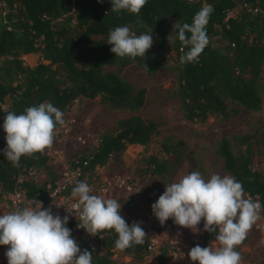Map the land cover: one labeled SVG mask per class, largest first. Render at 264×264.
<instances>
[{
	"label": "trees",
	"instance_id": "1",
	"mask_svg": "<svg viewBox=\"0 0 264 264\" xmlns=\"http://www.w3.org/2000/svg\"><path fill=\"white\" fill-rule=\"evenodd\" d=\"M4 3L6 11L0 17V136L5 139L0 141V196L21 192V208L32 200L50 203L57 174L52 169L53 159L46 153L22 157L16 167L7 161L3 124L9 111L21 114L28 107L49 102L64 114L75 101L99 99L109 109L130 114L118 120L115 130L103 135L91 153L81 154L70 163V168H77L80 175L61 195L71 196L76 183L86 179L89 185L95 169L105 166L112 155L133 145L147 147L159 133L158 124L133 114L143 107L145 90L121 77L120 72L130 65L147 74L168 68L176 81L174 96L182 117L191 123L202 124L209 117L227 121L237 116L240 108L253 112L261 109L264 82L258 79L264 68V0H148L138 16L123 10L112 12L111 0ZM205 5L214 9L206 26L210 43L198 62L181 65L180 57L188 49L181 51L178 27L174 26L191 24ZM234 11L236 14L227 18ZM120 26L137 34L152 33L154 44L147 57H115L107 40L109 31ZM31 54L41 59L33 67L21 59ZM106 67H116L118 71L108 74L104 72ZM256 145L258 142L248 134L223 137L215 153L222 159L225 172L241 182L254 201L259 200L264 218V173L253 168ZM183 146L182 141L164 139L162 148L166 156H177ZM144 163L141 175L163 179L171 173L166 159L150 156ZM39 173L46 175L44 181L35 179ZM93 194L100 195L97 190ZM124 218L129 226L133 224L129 217ZM173 223L170 219L163 225L156 224L155 231L162 233ZM84 232L82 229L79 234ZM101 235L102 239L93 237L91 246L80 235H72L81 251L93 254V264H117L113 259L116 254L138 262L149 255L151 243L146 237L142 245L122 251L115 247L118 236L113 231ZM215 235L205 232L202 246L216 241ZM5 247L0 246V251ZM167 254V249H161L158 264H166ZM259 264H264V259Z\"/></svg>",
	"mask_w": 264,
	"mask_h": 264
},
{
	"label": "clouds",
	"instance_id": "2",
	"mask_svg": "<svg viewBox=\"0 0 264 264\" xmlns=\"http://www.w3.org/2000/svg\"><path fill=\"white\" fill-rule=\"evenodd\" d=\"M147 3L148 0H111V11L123 10L138 16ZM213 11L211 5H205L191 24L174 26L178 27L181 51L188 49L180 57L181 65L198 62L209 45L206 26ZM107 43L115 57L135 60L147 57L154 41L152 33L137 34L120 26L109 31ZM65 124L63 112L49 102L28 107L21 114L9 111L3 124L7 143L4 156L16 167L22 157L44 154L52 148L57 132ZM71 198L75 202L66 208L69 215L63 219L36 200L0 215V246L7 247L8 264H93V254L86 249L81 251L67 227L73 214L77 227L90 236L102 239V233L113 231L118 236L115 247L119 250L145 242L147 235L141 224L128 225L118 200L93 194L86 182L76 183ZM261 209L259 200L248 196L233 176L213 174L205 179L198 171L166 184L164 193L152 205L153 214L162 225L171 219L179 227L198 233L203 221V230L216 234L215 248H191L188 255L193 264H242L237 248L260 219Z\"/></svg>",
	"mask_w": 264,
	"mask_h": 264
},
{
	"label": "rangeland",
	"instance_id": "3",
	"mask_svg": "<svg viewBox=\"0 0 264 264\" xmlns=\"http://www.w3.org/2000/svg\"><path fill=\"white\" fill-rule=\"evenodd\" d=\"M236 12H231V15L234 16ZM2 15L4 13L0 10V17ZM21 59L29 67L41 62L37 54L27 55ZM117 71L116 67L104 68V72L108 74ZM120 74L135 88L145 90L144 105L133 114L158 124L159 133L147 147L133 145L120 154L112 155L105 166L95 169L94 177L89 183V186L91 185V188L97 190L100 195L118 200L122 206L121 215L140 223L147 235L146 238L154 244L149 251L150 254L148 253L143 261H134L123 254H116L113 259L117 264H158L161 249L165 248L168 250L166 257L168 264H193L188 254L196 245L203 247L204 222L199 225L198 233L181 228L175 223L168 226L166 231L157 233L154 225L161 223L154 216L152 205L164 193L166 184L176 182L193 171L200 172L205 179H209L213 174L228 175L222 159L215 153L217 143L223 137L231 138L245 134L254 137L258 145L253 168L264 173V94L259 111L237 108L238 115L227 121L209 117L205 123H191L182 117L178 100L174 96L176 81L168 68H161L155 74H147L135 65H130ZM260 75L258 81L263 83L264 68ZM129 115L127 112L107 108L99 99L75 101L64 113L66 124L57 132L52 148L44 152L53 159L52 169L57 174V180H61L68 172L71 162L81 154L91 153L98 146L100 138L113 132L116 122ZM3 139L5 138L0 136V141ZM164 139L182 141L183 152L177 155L178 157L166 156L162 148ZM150 156H156L159 160L166 159L171 173L163 179L141 175L140 169L145 167L144 162ZM35 179L44 181L46 175L39 173ZM85 180L83 182H86ZM71 199L65 204L61 199H54L44 208L52 206V213L63 218L68 214L66 208ZM55 205L62 207L57 208ZM16 209L8 202L7 196H0V215ZM84 233L90 237L86 231ZM209 246L215 248L218 242L214 241ZM237 250L241 254L242 264H259L264 259V218L261 213L260 219L249 230L246 239ZM6 252L7 247L0 251V264H8Z\"/></svg>",
	"mask_w": 264,
	"mask_h": 264
},
{
	"label": "built area",
	"instance_id": "4",
	"mask_svg": "<svg viewBox=\"0 0 264 264\" xmlns=\"http://www.w3.org/2000/svg\"><path fill=\"white\" fill-rule=\"evenodd\" d=\"M0 10H1L2 13H5V11H6V6H5V3H4V0H0ZM231 16H232L231 13H228L227 14V18L228 17H231ZM227 18H226V20H227ZM67 171L68 172L63 176V178L61 180L60 179H59V181L57 180V182H56V188L49 194V198L51 199L50 203L54 199H61L63 201V204H65L67 202V200L71 198V196H63V195H61V193L68 186H70L73 183H75L77 181V179H78V177H79L80 174H79V170L77 168L76 169L69 168V169H67ZM90 187H92V186L90 185ZM8 200L16 208H21L20 207V204L24 201V197H23V194L21 192L16 191V192H14L12 195H10L8 197ZM28 202L29 201L25 202V206H28ZM74 202L75 201L73 199L69 200V202H68V208H70V205L72 203H74ZM50 203H48V204H50ZM63 204H62V206H63ZM45 206L46 205H44V207ZM33 207H34V205H33ZM49 208H51V211L53 212V210H52L53 207L51 206ZM67 215H69V214H67ZM70 223H72V226H70ZM77 225H78V220L75 218V215L73 214V215L69 216V222L67 224V227L71 229L72 235H77V236L80 235L83 240H87L88 241V245L90 246V242H93V237L92 236L87 237L85 235V233L79 234V232L82 229H79L77 227ZM153 245L154 244H150V246L148 247V253H149V251L152 250ZM166 264H168V263L166 262Z\"/></svg>",
	"mask_w": 264,
	"mask_h": 264
}]
</instances>
